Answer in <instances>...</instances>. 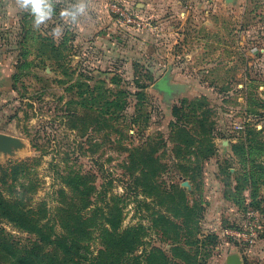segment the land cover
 Masks as SVG:
<instances>
[{"label": "rangeland", "instance_id": "rangeland-1", "mask_svg": "<svg viewBox=\"0 0 264 264\" xmlns=\"http://www.w3.org/2000/svg\"><path fill=\"white\" fill-rule=\"evenodd\" d=\"M63 6L36 29L15 0H0V133L22 143L0 151V170L38 158L18 183L31 181L29 203L52 214L59 174L71 170L94 182L95 203L124 196L123 228L147 234L137 254L158 249L180 262L178 246L198 264H264V0H90L56 39ZM168 75L179 85L169 94L156 88ZM139 148L165 166L155 186L186 190L192 214L151 182L138 186ZM166 219L179 241L166 238Z\"/></svg>", "mask_w": 264, "mask_h": 264}, {"label": "trees", "instance_id": "trees-1", "mask_svg": "<svg viewBox=\"0 0 264 264\" xmlns=\"http://www.w3.org/2000/svg\"><path fill=\"white\" fill-rule=\"evenodd\" d=\"M172 126L173 129L177 128ZM131 156L137 169L131 170L132 177L140 175L135 176L136 182L142 179L151 182V188L158 190L156 195L169 198L177 213H193L195 207H190L186 190L179 189L175 196L177 191L162 192L155 186L156 177L165 168L155 153H147L146 148H139ZM37 163L38 158L35 157L12 162L8 168L0 170V183L4 187L0 190V264H198L191 260L189 252L178 246L173 248L172 254L180 258V262H174L165 251L158 249L137 254L147 234L141 225L123 228L124 209L120 203H124V196L113 195L107 199L108 194L103 193L106 204L95 203L97 189L94 182L78 171L59 174L63 185L58 191L59 204L54 214L45 202L36 206L30 204L28 195L35 192L31 188V181L26 184H19L18 181ZM8 177H11V184L6 195ZM137 184L141 186V183ZM17 185L22 187V192L17 191ZM137 189L136 195H139ZM177 197L178 201L175 199ZM165 222L168 227L164 228L166 238L179 241V232L173 231L176 238H172L173 234L169 232L171 227L180 230L179 225L167 219ZM3 224L30 235L28 243L23 244L9 234ZM96 240L101 245L97 253L92 250V243Z\"/></svg>", "mask_w": 264, "mask_h": 264}, {"label": "clouds", "instance_id": "clouds-1", "mask_svg": "<svg viewBox=\"0 0 264 264\" xmlns=\"http://www.w3.org/2000/svg\"><path fill=\"white\" fill-rule=\"evenodd\" d=\"M57 4H63L59 16L64 24H57L51 35L59 39L64 34L66 25H76L86 17L90 0H15L16 8L29 13L33 18V26L39 29L53 20Z\"/></svg>", "mask_w": 264, "mask_h": 264}, {"label": "water", "instance_id": "water-1", "mask_svg": "<svg viewBox=\"0 0 264 264\" xmlns=\"http://www.w3.org/2000/svg\"><path fill=\"white\" fill-rule=\"evenodd\" d=\"M231 1V0H228ZM171 77L168 75L166 78L162 80V82L157 85L158 90H162L169 94L172 92L174 89L178 88L179 85L172 84L171 83ZM22 145L21 141L19 138L11 136V135H6L3 133H0V151L6 152V153H11L14 148H20ZM229 264H242L241 260L235 256L230 259Z\"/></svg>", "mask_w": 264, "mask_h": 264}, {"label": "built area", "instance_id": "built-area-1", "mask_svg": "<svg viewBox=\"0 0 264 264\" xmlns=\"http://www.w3.org/2000/svg\"><path fill=\"white\" fill-rule=\"evenodd\" d=\"M114 8H116L118 11H120L121 9L117 6V5H114ZM128 22H135L134 20H132L130 17H128ZM139 24V22H137Z\"/></svg>", "mask_w": 264, "mask_h": 264}, {"label": "crops", "instance_id": "crops-1", "mask_svg": "<svg viewBox=\"0 0 264 264\" xmlns=\"http://www.w3.org/2000/svg\"><path fill=\"white\" fill-rule=\"evenodd\" d=\"M152 1H154V2H155L156 0H152Z\"/></svg>", "mask_w": 264, "mask_h": 264}]
</instances>
